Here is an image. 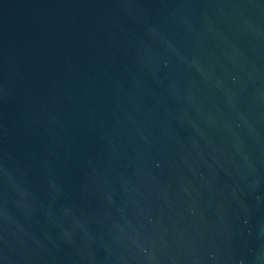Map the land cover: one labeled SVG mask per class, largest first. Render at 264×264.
Listing matches in <instances>:
<instances>
[{"label":"water","instance_id":"1","mask_svg":"<svg viewBox=\"0 0 264 264\" xmlns=\"http://www.w3.org/2000/svg\"><path fill=\"white\" fill-rule=\"evenodd\" d=\"M0 264H264V0H0Z\"/></svg>","mask_w":264,"mask_h":264}]
</instances>
